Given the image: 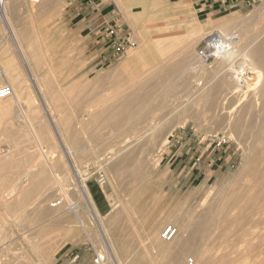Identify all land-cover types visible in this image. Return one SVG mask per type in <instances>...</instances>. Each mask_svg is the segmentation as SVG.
<instances>
[{"label":"rangeland","instance_id":"rangeland-1","mask_svg":"<svg viewBox=\"0 0 264 264\" xmlns=\"http://www.w3.org/2000/svg\"><path fill=\"white\" fill-rule=\"evenodd\" d=\"M72 1L20 0L19 15H11L12 32L6 28L0 35V51L7 50L18 63L26 83L20 108L0 102V170L27 157L29 193H37L28 207L30 226L33 214L45 221L53 213L56 218L68 216L61 232L54 233L61 235L63 246V236L71 237L80 225L68 209L70 203L80 206L81 218L90 222L91 210H84L85 195L75 175L86 184L102 175V186L122 180L172 182V220L158 227L157 239L171 225L176 228L173 241L190 239L183 256L195 259L192 264H202L197 253L205 252L208 261L203 264H264L261 101L254 102L251 92L232 94L225 81L212 89L220 79L217 73L244 55L253 56L250 50L262 42L264 0H248L221 12L212 11L217 0H206V10L212 11L207 15L195 0H85L91 7L84 14L71 11ZM116 23L120 28L110 34V25ZM210 33H235L245 41L230 57H205ZM14 36L24 59L15 49ZM197 61L204 65L202 74L201 69L191 73L187 65ZM206 105L209 114L204 113ZM238 118L240 125L232 126ZM132 133L141 140L122 151ZM63 140L72 148L70 156ZM132 202L131 196L122 199L113 210L120 221H110L125 228L126 241L134 243L117 255L116 263L108 261L107 241L94 219L90 234L95 238L101 231L103 245L93 238L91 246L83 238L80 249L91 253L93 261L103 254L102 264H167L172 256L162 246L170 242L140 236L144 232ZM182 208L186 221L179 220ZM51 233L46 230L43 238L45 262L52 256L47 251ZM29 238L37 239L31 232ZM113 239L118 250L119 238Z\"/></svg>","mask_w":264,"mask_h":264},{"label":"crops","instance_id":"crops-1","mask_svg":"<svg viewBox=\"0 0 264 264\" xmlns=\"http://www.w3.org/2000/svg\"><path fill=\"white\" fill-rule=\"evenodd\" d=\"M246 1L248 0H217L216 8L211 9L212 11L220 9L221 12V8H224L225 11H230L234 9L235 5L242 6ZM195 2L200 5V8H205L204 11L200 12L201 14L207 15L212 12L209 9L206 10L209 4L206 3V0H195ZM90 7L89 3H86L85 0H74L70 3L71 11L77 14H84V12H86L85 10L90 9ZM141 50L142 49L139 48L137 52H141ZM22 151L23 150H21V152ZM27 161V157L24 160L22 156L21 164L4 166V169L0 170V264H32L34 261H42L46 264H95L91 253L87 252L85 249H80L79 246L81 242H83V238L92 246L93 241L95 240L94 242H96L98 236H101V231H99L100 233L95 238L90 234V232H92L91 220L93 219L97 222V225H101V229L109 230L111 228L113 230L111 233L112 236L121 239H118L119 243L116 242L117 246H119V252L127 251V246L134 245V243L129 244L126 241L127 239H125L126 236H129L127 230L125 228L121 229L120 227H115L110 221H120V217H116L117 214L116 212L114 213L113 210H116L117 206L122 204V199L129 196H131V200L133 201V212H138L141 223L140 228L141 231L144 232L141 233L140 236H150L152 233L156 232L158 227L164 222L172 220V182L122 180L110 183L107 182L102 186L97 184L94 179L87 182L86 189L88 195L87 198L85 197L84 199V210H91L90 222L88 223V217H84L86 228L83 226V221L82 224L79 223L80 225L72 231L74 235L71 234V237L70 234L63 236L66 241L64 240V245L62 246L60 242L61 235L54 233L61 232V228L64 227V222L68 216L56 218L53 213L51 220L45 221L43 216L33 214L31 220L33 224L30 226L28 207L30 199H33L37 193L35 190L31 196L29 193V166ZM117 169L120 171L119 167ZM138 175L140 174L138 173ZM12 184H15V188L10 190L9 187H11ZM156 188H160L162 191H150ZM180 188L183 189V185H180ZM154 195H160V197H154ZM88 198L92 205L90 208H88ZM182 204L183 201H181V205ZM157 205L159 206L158 208L156 207ZM95 212L97 213L96 215ZM43 213L49 214L50 210L43 211ZM187 215V213L183 214L182 208V214L179 220L186 221L188 218H183V216ZM84 218L82 220H84ZM50 229H52L51 234L53 237L50 239L52 242L51 248L47 251L48 254L52 253V256H48L47 263L45 262L46 249L43 248V238H46V230L49 231ZM30 232L32 237L36 236L37 239L35 242L30 240ZM68 236L70 238H68ZM189 240L190 239L186 237L175 241V245L172 246L170 251H167L172 256V260L168 261L167 264H187L185 260V256L187 255L183 256V253L188 251L187 247H189ZM98 242H100V240ZM101 243L103 245V241ZM174 247H176V249H174ZM63 248L65 251L61 253ZM174 252L176 256H173L172 253ZM58 253H60V255H57ZM203 255L197 253V259L199 262L202 261V264L208 261L206 252Z\"/></svg>","mask_w":264,"mask_h":264},{"label":"bare ground","instance_id":"bare-ground-1","mask_svg":"<svg viewBox=\"0 0 264 264\" xmlns=\"http://www.w3.org/2000/svg\"><path fill=\"white\" fill-rule=\"evenodd\" d=\"M32 2H38V0H32ZM6 6L4 7V17L0 20V35L4 34L6 31V28L10 29L12 32V21H11V15L18 13V10L20 8V0H7ZM28 7V6H27ZM32 7V6H31ZM30 7V8H31ZM25 9V7H23ZM33 9V8H32ZM29 8H26V11L29 13ZM21 11V8H20ZM258 27V26H257ZM7 29V30H8ZM260 29V28H259ZM256 33V32H255ZM16 35V34H15ZM3 36V35H2ZM259 36L262 39V42H260L259 44H257L252 50H250V53L253 56H245L244 57H239L240 59L234 60L231 64V66L227 67V72L225 70V72L223 73L222 71L220 73L216 74V79L220 78L217 80V84L212 87V89H216L218 86L221 87L222 84H224V81L228 83V85H230L232 87V94L234 93H238L241 92V94L243 93H248L251 92L250 94V98L254 101V102H258L261 101V112H260V120L262 123V126H264V27L262 28V30L260 31ZM258 37V36H257ZM248 39V38H247ZM14 40L16 43L15 49H18V52L20 53L21 57L24 59L25 55H24V51L21 47L20 41L19 39L14 36ZM206 40V39H205ZM245 41V37H242L239 34H230V35H222V34H211L209 35V37L207 38V40L205 41L206 47H205V51H204V56H213L214 58L218 59V58H227L230 57L231 55H233V53L236 51L237 46H239L241 43H243ZM243 54H246L247 51H243ZM201 58L200 56L198 57V59ZM203 58V57H202ZM261 59V60H260ZM203 61V60H202ZM0 62L3 68V72H4V80H6L12 87V93L10 96L4 97L0 99L1 103H5V105L8 107L10 106H20V103L22 102L23 99H25V97H23V90L25 87V80L23 78L22 73L19 71L18 68V63L14 61L13 57L10 56L7 52V50L3 49L0 51ZM204 62V61H203ZM22 63V62H21ZM123 64V63H122ZM193 63H187V65L190 68L191 73L196 72L197 69H201L200 70V74L203 73L204 71V65L203 63L197 61V64L191 66ZM186 68V67H185ZM228 69H230V71H228ZM199 73V72H198ZM246 73H248L249 75H245ZM71 83V82H70ZM62 84V83H61ZM201 82L199 79L196 80V82L194 83V86L196 88V90L201 88ZM59 88V87H58ZM62 89V88H61ZM231 89V88H230ZM260 92V98L257 97L258 95V91ZM184 93V92H183ZM45 93H43L44 95ZM42 95V94H41ZM183 95V94H182ZM225 97V96H224ZM30 98V97H29ZM192 98V94L186 96V102L188 100H190ZM31 99V98H30ZM223 100V99H222ZM183 101V100H182ZM208 100H206V103ZM191 102V101H190ZM189 102V103H190ZM188 103V104H189ZM181 104V103H180ZM3 105V104H2ZM183 105V104H182ZM181 105V106H182ZM18 106V107H19ZM171 106V105H170ZM185 106V104H184ZM212 105L209 104V107H211ZM6 107V108H7ZM208 105L205 106L204 109V113L207 114L208 110L207 108H209ZM234 107V106H233ZM20 108V107H19ZM18 108V109H19ZM176 109V108H175ZM232 110V109H231ZM157 111V110H156ZM155 111V112H156ZM159 111V110H158ZM230 111V110H229ZM222 112V111H221ZM51 114V113H50ZM209 114V113H208ZM155 119V118H154ZM48 120V119H47ZM240 119H235L234 121H232V126H237L240 125ZM151 123V122H150ZM80 125V124H79ZM77 127V126H76ZM80 127V126H78ZM81 128V127H80ZM143 131V130H142ZM138 132V131H137ZM142 133V132H140ZM145 133V131H144ZM61 134V133H60ZM133 134V133H132ZM74 135V134H73ZM143 135V134H142ZM130 136V135H129ZM142 136L133 134L131 136V140L124 145L121 150L122 151H126L129 150L131 148H133V146L140 141ZM63 139V138H62ZM64 142V140H63ZM65 144V142H64ZM64 147V145H63ZM89 149V148H88ZM91 149V147H90ZM42 150V149H41ZM69 156L72 153V148L69 147L67 144H65V151ZM119 152V151H118ZM118 152H114L115 157L117 156ZM43 154V151H42ZM44 155V154H43ZM47 155V154H46ZM44 155V158L45 156ZM48 157V156H47ZM70 159V158H69ZM72 159V157H71ZM71 161V160H70ZM73 162V161H72ZM78 173V172H77ZM56 178V175H54ZM75 179H77V181L79 182V186L82 189L83 194L85 195V197L87 198V189H86V183L82 182V178L75 175L74 177ZM79 178V179H78ZM81 178V179H80ZM89 177H87L86 179H88ZM58 185V184H57ZM60 185V184H59ZM11 190V189H10ZM7 194V193H6ZM5 195V194H4ZM59 199V198H58ZM61 200V199H60ZM51 203L50 206H56L57 203ZM88 205L89 207L91 205L90 200L88 198ZM70 201H68L69 203ZM75 203V202H74ZM68 207L69 210L72 211L73 216H75L76 220L82 224V218H81V213H80V206H78L77 204H72ZM99 211V210H98ZM94 213V212H93ZM97 213L95 212V215ZM99 218V217H98ZM97 220V219H96ZM82 226V225H81ZM101 226V225H100ZM107 228V227H106ZM166 228V226H165ZM165 228L162 230V232L165 230ZM101 229V228H100ZM102 231V235L103 237L106 239L107 241V246H106V255H107V259L109 262H117V255L121 254V252H119L116 248V244L113 241V236L111 233H108L106 231V229H101ZM151 231V230H150ZM154 232V231H153ZM159 235V238L157 239L156 237V233H152V237H150V239L152 241H155L157 243V241L159 242V240L162 239L161 237V233ZM99 237V236H98ZM175 238L173 237L172 239H170L168 242V244H166V246L164 245V247L162 246L163 249L170 251L172 246L175 245V241H173ZM97 240V239H96ZM101 241V239L99 238L96 242ZM166 241V240H165ZM173 241V243H172ZM102 242V241H101ZM155 243V244H156ZM163 245V244H162ZM119 252V253H118ZM181 255V254H180ZM98 256L100 257L101 263L104 262L105 260V256L103 254H98ZM257 258V257H256ZM186 261L190 260L194 261L195 259L193 258H189V256L187 258H185ZM48 263V262H47ZM105 263V262H104ZM193 262H191L190 264H192ZM188 264V263H187ZM196 264V263H195Z\"/></svg>","mask_w":264,"mask_h":264},{"label":"built area","instance_id":"built-area-1","mask_svg":"<svg viewBox=\"0 0 264 264\" xmlns=\"http://www.w3.org/2000/svg\"><path fill=\"white\" fill-rule=\"evenodd\" d=\"M88 1H93V0H88ZM7 0H0V20L4 17V7L6 4ZM119 24H114V25H110V30L109 33L110 34H114L115 30H118ZM123 47L120 48V50H122ZM12 93V87L11 85L4 80V72H3V68L0 62V99L10 96ZM96 181L98 182V184L102 185L105 182V179L102 175H99L98 178H96ZM176 235V228L172 227L171 225H167L165 230L161 233V237L163 240L169 241L170 239H172L174 236ZM75 258V257H74ZM191 262V260H190ZM94 263L95 264H102L100 257L97 255V257L94 259Z\"/></svg>","mask_w":264,"mask_h":264}]
</instances>
